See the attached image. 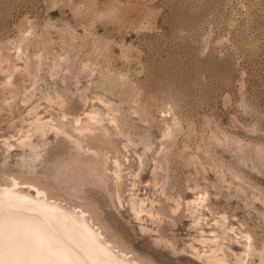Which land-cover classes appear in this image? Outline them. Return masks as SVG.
<instances>
[{"label":"rangeland","instance_id":"374dc122","mask_svg":"<svg viewBox=\"0 0 264 264\" xmlns=\"http://www.w3.org/2000/svg\"><path fill=\"white\" fill-rule=\"evenodd\" d=\"M13 182L140 264H264V0H0Z\"/></svg>","mask_w":264,"mask_h":264},{"label":"bare ground","instance_id":"6f19581e","mask_svg":"<svg viewBox=\"0 0 264 264\" xmlns=\"http://www.w3.org/2000/svg\"><path fill=\"white\" fill-rule=\"evenodd\" d=\"M16 183L0 186V264H140L115 248L82 209Z\"/></svg>","mask_w":264,"mask_h":264}]
</instances>
